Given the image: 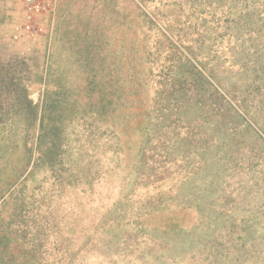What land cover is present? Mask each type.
I'll return each instance as SVG.
<instances>
[{"label":"rangeland","instance_id":"obj_1","mask_svg":"<svg viewBox=\"0 0 264 264\" xmlns=\"http://www.w3.org/2000/svg\"><path fill=\"white\" fill-rule=\"evenodd\" d=\"M144 1L0 0V264H264V0Z\"/></svg>","mask_w":264,"mask_h":264},{"label":"trees","instance_id":"obj_2","mask_svg":"<svg viewBox=\"0 0 264 264\" xmlns=\"http://www.w3.org/2000/svg\"><path fill=\"white\" fill-rule=\"evenodd\" d=\"M141 1L144 5L146 4L145 3L146 1L144 0ZM208 2L210 3L209 0ZM150 26L155 28L156 32H154L153 35L151 31L149 33H146V31L142 29L140 31L142 33L141 46L143 49V53H145L144 55L146 56V60L149 62L150 57H152V55L155 56V54L158 53L159 56L162 57V59L167 61L169 54L166 57L167 53H165L164 50H161V48L159 47V45L162 46V43L166 41L164 40L165 37L163 36L165 35V33L162 30V28L159 27L157 24H155L153 21L150 22ZM164 27L166 28V25ZM149 40L151 45L149 44ZM177 55H179V53ZM163 64L165 65V63ZM196 75L198 77L200 76V74L198 73ZM25 102H26V107L28 108V114L26 115L25 118L28 123L29 129L38 131V136L36 141H37V149H40L42 152L41 159H44L45 161H49V160L55 161L59 159L64 154L63 151L61 152V146H62L61 131L64 128V125L62 123L64 119L59 118L55 120V116H54L53 120H50L49 118L50 116H44L38 114L37 111L35 110V107L32 106V103L28 99H26ZM0 244L3 245L4 247L6 245V238H4L3 235L0 236Z\"/></svg>","mask_w":264,"mask_h":264},{"label":"built area","instance_id":"obj_3","mask_svg":"<svg viewBox=\"0 0 264 264\" xmlns=\"http://www.w3.org/2000/svg\"><path fill=\"white\" fill-rule=\"evenodd\" d=\"M23 23L20 30L31 34H42L41 17L51 10L53 0H21Z\"/></svg>","mask_w":264,"mask_h":264}]
</instances>
